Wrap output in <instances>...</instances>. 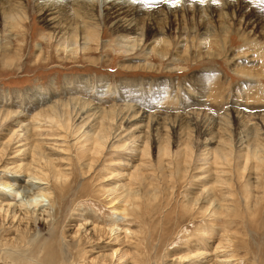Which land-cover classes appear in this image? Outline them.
<instances>
[{
    "label": "rangeland",
    "instance_id": "1",
    "mask_svg": "<svg viewBox=\"0 0 264 264\" xmlns=\"http://www.w3.org/2000/svg\"><path fill=\"white\" fill-rule=\"evenodd\" d=\"M38 1L23 0L32 15L22 35L0 25V150L8 146L0 179L19 170L27 180L40 144L52 194L26 197L0 184V201L24 206L21 218L24 208L44 218L12 223L0 214V264H264V0H160L180 20L170 31L155 13L162 30L147 42L142 24L115 33L100 0L89 50L83 32L56 30L53 39ZM147 1L140 5L153 12ZM188 5L196 15L185 17ZM160 44H171L166 56L153 49ZM55 104L66 113L51 120ZM103 110L114 118L96 154V129L109 122ZM37 199L41 206L28 202ZM80 224L87 233L76 235ZM116 249L122 260L110 256Z\"/></svg>",
    "mask_w": 264,
    "mask_h": 264
},
{
    "label": "bare ground",
    "instance_id": "2",
    "mask_svg": "<svg viewBox=\"0 0 264 264\" xmlns=\"http://www.w3.org/2000/svg\"><path fill=\"white\" fill-rule=\"evenodd\" d=\"M74 2H76L75 4H72L70 1H64V0H55V1H52V0H43V1H38L34 4V10L35 13H39L40 17H41V21L43 22L44 26H46V28L50 31L52 30L54 33L52 36V38L54 39V35H55V32L56 30H59V32L65 30L66 29L68 30V32L71 33V31L73 32L72 34V37L76 36L79 32H83L85 34V39H86V42L84 44V47L83 49L85 50H89L92 46H93V43L95 41H97V39L99 38V33H97V29L95 27L96 24H98V18H97V6L99 5L100 3V0H73ZM138 3L135 4V0H105L104 1V8H105V19L108 23H110V27L111 29H113V31H115V33L117 32H123V33H128V32H132V31H135L137 29V26L139 24H142V26L146 29L145 31H147V35L145 33V35L147 36L146 38V42L149 40V36H151L152 34L154 35L155 33H157L159 30H162V22H163V18L161 16H156L155 13H158V12H162L164 14L163 17H165L166 20L169 21V25L167 24V30L170 29L171 31V26H173L174 23H176V21L180 20L179 18H177V10L174 9V7H176L175 5L171 6L173 7L172 8V13L168 14L165 9L167 8H163V6L161 7L160 5H156L158 3H161L162 1L160 0H149L147 1L146 3H149V6H152L151 9L153 8L154 11L151 12V11H147L145 9V6H141L140 4H142V2H144V0H137ZM238 1V0H237ZM249 1V0H248ZM0 2H3V4L0 6V25L4 24V26L6 25V23L8 24L7 26H10L12 27L13 29L17 30V33L20 34L22 33V28L24 26H26V20L28 17H31L32 13H28V11H26L24 8V5H23V0H0ZM235 2V1H234ZM244 2V1H243ZM227 3V2H226ZM247 3V2H245ZM236 5V4H235ZM189 6V5H188ZM191 6V5H190ZM187 7V10H185L183 8V12L185 13V17L186 15H189L190 14H193V15H196V13L193 11L195 8L191 6V8ZM8 7V8H7ZM152 9V10H153ZM158 9V10H156ZM168 9V8H167ZM182 9V8H181ZM197 9V8H196ZM201 9V8H200ZM255 9V8H254ZM253 7L251 6V11H254ZM23 10V11H22ZM221 11V10H220ZM18 12V13H17ZM215 12V11H214ZM199 13V12H197ZM201 13V12H200ZM34 14V13H33ZM217 14V13H216ZM143 15H148V17H145ZM152 15V16H151ZM161 15V14H160ZM183 15V14H182ZM260 14L256 15V16H259ZM2 16V17H1ZM202 16V15H201ZM18 17V18H17ZM161 17V18H160ZM190 18V17H189ZM220 18V17H219ZM7 19H9L10 21H6ZM2 20V22H1ZM152 21V24L148 21ZM186 18H184V22H185ZM188 20V18H187ZM186 20V21H187ZM191 20V19H190ZM182 21V20H181ZM167 22V21H166ZM165 22V23H166ZM179 22V21H178ZM183 22V21H182ZM181 22V23H182ZM189 23V22H188ZM192 23V22H191ZM153 24L156 26V27H153ZM187 23H185L186 25ZM99 25V24H98ZM184 25V24H183ZM182 25V26H183ZM189 25V24H187ZM186 25V26H187ZM205 22L201 23L200 26H202L203 28H205ZM166 26V25H164ZM2 27V26H1ZM199 27V26H198ZM201 27V28H202ZM184 28V27H183ZM200 28V29H201ZM185 29V28H184ZM207 29V28H206ZM166 30V31H167ZM200 31V30H199ZM198 31V32H199ZM176 32V31H175ZM106 33V32H104ZM133 33V32H132ZM166 33H169L170 32H166ZM185 33V32H184ZM183 33V35H184ZM197 33V31H196ZM16 34V33H14ZM131 34V33H130ZM206 34V33H205ZM22 35V34H20ZM58 35V34H56ZM80 35V34H79ZM198 35V34H197ZM60 36V35H59ZM173 36V35H171ZM10 37V40L11 39V36H8ZM24 37V35L22 36V38ZM71 37V39H72ZM2 38V37H1ZM21 38V37H19ZM50 38V39H52ZM174 38V37H173ZM66 39V38H65ZM69 39V38H68ZM67 39V40H68ZM70 39V40H71ZM88 41V42H87ZM77 43V41H75ZM170 43V42H169ZM58 44H59V41H58ZM166 44V43H165ZM172 44V43H171ZM170 44V45H171ZM169 45V46H170ZM1 46V45H0ZM61 48L63 49H66L68 47V45L66 44H61L60 45ZM167 45H163V44H160L159 46H156L154 47L153 49L157 52H159L162 56L165 55V54H168L170 48L172 47H169ZM1 48V47H0ZM79 47L75 46L74 48H72V52H76L78 50ZM2 49V48H1ZM77 53V52H76ZM166 56V55H165ZM187 59V58H186ZM189 59V58H188ZM183 61H185V56L183 58ZM150 64V63H149ZM149 69H152V68H155L151 65H148L147 66ZM86 83H89L88 81ZM85 83V84H86ZM73 92V91H72ZM78 92V91H77ZM64 106L65 104L68 105L67 103H63ZM63 104H61L60 106H62ZM82 105H85L84 107L86 106H89L90 108V105L89 104H85L83 103ZM53 107H51V109L47 112L46 116L51 119V120H54L55 119V116L56 114L58 115V117L62 116L63 114L66 113V111L63 109V114L61 112L62 108L59 109L58 105H52ZM76 106V104L74 105ZM119 106V105H118ZM63 107V106H62ZM67 107V106H66ZM125 108V107H124ZM124 108L120 107V110H124ZM130 108V107H129ZM66 109V108H65ZM84 109V108H83ZM92 109V108H90ZM115 109V108H114ZM135 109V108H134ZM113 110V109H112ZM116 110V109H115ZM114 110V111H115ZM118 110V109H117ZM45 111V110H44ZM43 111V112H44ZM127 111V110H126ZM82 112V111H81ZM103 114H105V116L103 117L102 120H104L105 118H108V126L103 123V121H100V125L97 127L98 129L97 130V134H96V137H94L95 139L94 140V149H92V151H94V153L96 152H99V147L102 146L104 143H106L108 141V136L109 133H110V128L112 127V119L114 118L112 116V111L110 112V110H103L101 111ZM110 114H106V113H109ZM118 112V111H115V113ZM134 112H136L134 110ZM134 112H132V114L135 116H137L139 114V116H142L143 113H145V111L143 112H136L134 114ZM46 113V111H45ZM129 113V112H128ZM67 114H69L67 112ZM72 114V113H71ZM121 114V113H120ZM40 115H41V112H40ZM43 116L45 114H42ZM41 115V116H42ZM98 115V114H97ZM127 115V114H126ZM133 115L131 117V115L128 117L130 120H128L129 122L132 121L133 119ZM153 115V114H152ZM198 115V113H197ZM233 115V114H232ZM5 116H9V113ZM67 116V115H66ZM70 116V115H69ZM115 116V115H114ZM118 116V114H117ZM135 116V117H136ZM102 117V116H101ZM100 117V118H101ZM126 118V117H125ZM123 117V119H125ZM153 116L151 117L150 120H152ZM187 118V117H186ZM60 119V118H59ZM69 119V118H68ZM76 119V118H75ZM136 119V118H135ZM134 119V120H135ZM138 119V118H137ZM182 119V118H181ZM180 119V120H181ZM226 119V118H225ZM57 120V121H56ZM55 121L56 122H59L58 119H56ZM175 120V118H174ZM186 120V119H185ZM64 121V120H63ZM69 121V120H68ZM95 121V120H94ZM154 121V124L156 126V123L157 121L155 120V118H153V120L151 122ZM66 122V121H64ZM182 122V121H181ZM186 122V121H183V123ZM68 123V122H67ZM106 123V122H105ZM131 123V122H130ZM150 123V122H149ZM227 123V122H226ZM58 124V123H57ZM65 123L61 122V125L64 126ZM95 124V123H94ZM98 124V123H97ZM208 124V122L206 123ZM59 125V124H58ZM66 125V124H65ZM184 125V124H183ZM182 127H185L183 126ZM164 126V125H163ZM181 126V125H180ZM67 127V126H66ZM65 127V128H66ZM170 127V126H169ZM121 128V127H120ZM202 128V127H201ZM200 128V129H201ZM180 129V128H179ZM215 129V128H214ZM183 130V129H182ZM191 130V129H190ZM202 130V129H201ZM205 131V130H204ZM195 132V131H194ZM94 133V132H93ZM16 134V131L11 135L10 139H12L14 137V135ZM30 137V136H29ZM29 137H26L27 140H29L30 138ZM211 137V136H210ZM212 138V137H211ZM92 140V141H93ZM217 140V139H216ZM210 141V139H209ZM39 142V141H38ZM256 143H254L255 145ZM40 144H35L31 149H30V152H31V159L30 161L25 165V171H23V173L25 172L26 176H27V180L24 179L23 174H22V171H17L16 173H11V172H8L9 174L6 176V179L2 180L0 179V184H3L6 188H9V187H12V190H17V194L18 192L20 194H22V196H28V195H33V191L35 192V190H38L37 191V195L40 196V198H49L51 197V194L52 192L50 191V187H44L45 185L44 184H49V177L51 176L50 175V172H45L44 170H42L41 168H39L38 166V161H39V156H43L39 151H41L40 149ZM218 146V145H217ZM256 146V145H255ZM7 145L4 144L3 145V148L0 150V156L3 154V151H6L7 149ZM43 147V146H42ZM104 147V146H102ZM168 147V146H167ZM13 148V147H12ZM101 148V147H100ZM252 148V146L250 147ZM44 149V148H43ZM99 149V150H98ZM166 149V148H165ZM165 149H163L165 151ZM18 151V150H17ZM25 151V150H23ZM216 151V150H215ZM21 152V151H20ZM250 152V151H249ZM255 152V151H254ZM217 153L220 154L223 158L225 157V155L223 153L220 152V149H217ZM97 154V153H96ZM99 154V153H98ZM249 154V153H248ZM217 155V154H216ZM250 155V154H249ZM254 155V158H260L261 156H259V154H253ZM5 157V156H4ZM219 157V155H218ZM247 159V158H246ZM249 159V157H248ZM223 160V159H222ZM259 160V159H258ZM248 161V160H247ZM1 162V161H0ZM48 162V160H47ZM247 163V162H246ZM45 164V163H44ZM247 165V164H246ZM21 166V165H20ZM19 166V167H20ZM44 166V165H43ZM46 166V164H45ZM44 166V167H45ZM23 167V166H22ZM42 167V166H40ZM24 168V167H23ZM20 169V170H24V169ZM45 169V168H44ZM48 169V168H47ZM56 171V170H55ZM57 173V172H56ZM62 178L64 177L66 174L65 173H57L55 174V178L56 180L59 179V176ZM63 185V184H62ZM10 194L12 196L13 192L10 191ZM17 194H15L14 196H17ZM9 198H6V200H2L0 201V214H4V219H3V222L4 221H12L13 222H17L18 221H22L23 219L27 220V224H29V222L31 223H35L37 222V220L39 219L41 222V219L43 220L44 218H42L39 214L37 215L36 217L33 216L34 213L32 214L29 210H27V208H24L26 210V212H24V215L23 217L21 218V214L18 215L19 213V208L21 209V204L19 203H12L10 201H8ZM5 201H8V202H5ZM44 201V200H43ZM29 204H35V205H39L41 206L42 205V200H30L28 201ZM27 202V203H28ZM23 205H26L23 204ZM24 206H22L23 208ZM125 208V207H124ZM33 209V208H32ZM24 210V211H25ZM129 210V208H128ZM127 211V209H126ZM127 213V212H126ZM85 221H87L86 219H84ZM84 224H87V223H84ZM84 226V225H83ZM82 224H80V226L78 227L77 231H76V235L78 233H80L81 229L83 228V232L87 233V229H84L85 227H83ZM97 226V225H96ZM82 227V228H81ZM92 231H104L106 232V235H107V229H97V227H92L91 229ZM56 231V230H55ZM88 231H90L88 229ZM110 234H112L113 232H116V230L114 228H111L109 231H108ZM55 232H52V234L54 235ZM82 234V233H80ZM83 236V235H82ZM121 235L120 234H117L115 236V240H114V244L118 243L120 240H121ZM79 240L81 238V236L79 235ZM107 237V236H106ZM104 233L103 235L99 238L98 237V241L100 243V241H104L106 239ZM112 237V235H111ZM108 238H110V236H108ZM107 238V239H108ZM53 239V238H52ZM124 239V238H123ZM104 243V242H103ZM121 243V242H120ZM124 243V241H123ZM121 243V244H123ZM53 242H49L47 243V246L46 248L44 247L45 251H49V249L52 248L53 246ZM16 251V250H15ZM124 251V250H123ZM119 252V254H118ZM121 250L119 249H116L112 254H110L111 257L114 258V256H118L117 258L122 260L123 256H124V253L120 254ZM198 254H201L200 252H198ZM202 255V254H201ZM221 261V260H220ZM12 264V263H11ZM214 264V263H213Z\"/></svg>",
    "mask_w": 264,
    "mask_h": 264
}]
</instances>
